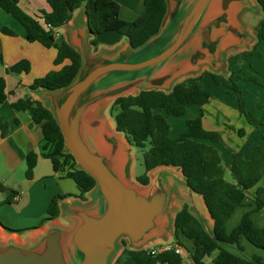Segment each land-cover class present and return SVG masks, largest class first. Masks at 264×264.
<instances>
[{
	"label": "trees",
	"instance_id": "16d2710c",
	"mask_svg": "<svg viewBox=\"0 0 264 264\" xmlns=\"http://www.w3.org/2000/svg\"><path fill=\"white\" fill-rule=\"evenodd\" d=\"M50 11L31 16L18 6V0H0V8L15 18L24 28L29 42H38L46 48L57 51L53 61L60 65L69 61L59 70H51L45 76L37 78L29 89L55 90L69 85L75 78L80 66L81 56L62 37L57 36V29L66 24L72 13L84 5L87 26L93 35L90 45L97 46V36L114 32L125 37L132 48H137L158 33L167 12L165 0H143V10L133 21L119 18L120 0H46ZM261 9L263 18L255 30L256 43L252 49L243 53L252 55L260 42L264 41V0H255ZM13 34L9 30H2ZM29 63L22 60L11 66L8 71L27 72ZM208 75L216 84L223 85L238 93L237 110L253 127L264 126V116L257 118L255 108L245 109L244 100L234 82L235 71L230 70L227 78L204 72L200 76L186 79L173 85L169 92L161 90H141L134 95L119 96L110 106V114L115 123V130L123 134L127 143L142 152L144 171L136 179L142 185L148 183L147 172L160 165L176 167L180 170L187 187L202 197L204 206L212 220L211 228L194 215L184 205L175 215L172 238L181 246L194 264H204L203 259L217 251L212 264H264V257H246L242 253L241 241L253 245L264 252V227H258L252 220V214L264 210V187H257L250 192L263 177L264 144L257 145L248 160L240 152L232 153L229 167L231 181L225 178L220 154L212 145L203 140L217 142V132L206 131L202 127L203 111L201 107L212 98V93L204 89L200 80ZM259 83L256 77H249ZM4 80L0 78V103L4 102ZM199 106L195 118L186 121L185 130L176 138L168 136L167 117L178 118L184 115L186 107ZM16 112H27L31 121L39 125L42 133L40 154L29 151L25 156V177L31 179L39 155L48 159L53 171L61 178L74 182L83 199L84 194L95 186V180L77 164L71 154L64 149L62 133L52 113L41 102L30 97L18 99L10 104ZM16 122V120H15ZM6 125L0 118V135L6 134ZM264 140V132L262 133ZM0 192L7 193L5 203H11L16 194L0 182ZM70 194L55 196L41 223L59 215L58 203ZM239 208L244 212L238 223L227 230V222ZM138 264H184L183 257L173 250H164L151 254L150 249H127L124 255ZM122 258V257H121ZM121 258L116 264L121 263Z\"/></svg>",
	"mask_w": 264,
	"mask_h": 264
},
{
	"label": "crops",
	"instance_id": "0c3cea01",
	"mask_svg": "<svg viewBox=\"0 0 264 264\" xmlns=\"http://www.w3.org/2000/svg\"><path fill=\"white\" fill-rule=\"evenodd\" d=\"M142 1L143 0H120L118 12L119 18L124 21L135 20L143 10V5H141ZM165 2L167 12L161 28L166 31L173 29L176 26L181 19L182 14L188 8L191 0H165ZM18 6L23 12L31 16L39 15L41 12L47 13L50 11V6L46 0H18ZM251 7L260 8L256 1L252 2L250 0L249 3L246 4H243L242 1H234L229 4L225 11H223L220 0H211L203 16L201 26H205L206 23L215 20L223 13L226 14V18L221 25L218 28H213L210 33V42L215 45L214 52L208 50L207 47L201 46V38L196 31L184 46L165 62L162 67L163 70L173 69L175 72L164 86L156 90L164 91L165 88L169 87L173 81L182 74H185L186 76L176 83L200 76L204 72L214 73L224 76L225 78V75L223 74H229L232 68V59H238L239 56L242 57L244 55L243 53L250 51L256 43V35L254 31L252 33H247L248 37H245L244 39L237 37L238 35L236 34L237 32L245 34L243 28L238 29L237 27L238 22H236L235 19L236 14H241L242 20L244 21L245 18H247L246 13L248 12V8ZM261 19H259V21ZM5 29L11 31L13 34L10 35L2 32V30ZM231 32L236 36H231V34H229ZM57 36L62 37L77 51L79 41L84 38L89 44L90 52L92 54H101L107 57L115 56L120 49L128 44V40L125 37L114 32H106L97 36V46L90 45V41L94 37L87 26L84 5L72 13L70 20L66 24L57 29ZM263 42L264 41L260 42L259 45ZM56 54L57 51L55 48H46L38 42H29L26 39V32L23 26L15 18L0 8V78L4 80V92L6 95L5 101L0 103V118L7 127L5 136L1 137L0 135V163L4 165L10 174L19 175V180H22L23 175L24 181L25 179L27 181H32L34 179L45 180L52 178L55 181L64 184L62 187L64 188V193H61L60 195H71L59 201V215L56 218L48 220L45 223H41V219L39 223L19 231L7 229L5 225H3V218L12 221L13 219L15 220V218L9 216V212H21V208L24 207L26 202V193L21 186H24L25 184L22 182L13 185L14 189L11 190L15 191L16 194L12 198L11 203H5V196L8 197V194L5 193V195L3 192H0V246L2 247L13 245L23 249L30 248L51 228L60 229L65 234H68L76 224V220L67 215L66 211L68 209L73 206H78L84 210L92 211L99 205V199L95 194L94 189L85 193L83 199L77 197L79 194L77 188L75 190H67L65 182V179L67 178L59 177V174L53 171L51 162L41 155L37 158L32 178L27 179L25 177V156L29 151H34L40 154L42 133L40 126L35 125L31 121L27 112H16L11 108L10 104L18 99L30 97L35 101L41 102L48 109L46 101L42 96L44 89L31 90L29 89V86L35 79L45 76L51 70H59L62 66L69 63V61L65 60L62 64L55 66L53 61ZM199 55L201 57H198ZM223 55H225V57H221ZM22 60L29 63V69L27 72L21 71L20 73H14L8 71L11 66ZM222 67L226 68L225 71H222ZM199 82L200 84L204 82L206 90H210L212 93H214V90L218 92L220 91V93H229L226 91L227 88L225 86L215 84L208 75H203ZM136 93L137 92H134L132 95ZM113 100L114 99L103 101L89 112L87 116L88 123L90 124L96 121L97 125H89L87 127V133L91 143L99 150H105L107 148L101 137L103 133L116 136L120 147L117 166L118 172L128 185H134L141 189L144 188L145 185L139 183L136 178L142 173L136 175L133 165L129 174H127L125 169V164L127 162L126 149H132V147L127 143L125 138H121L116 130L114 132L106 131L103 123H100V121H98L99 119L96 117L98 109L104 104L111 103ZM198 109L199 106L197 105L187 106L184 115L178 118L185 117L186 124L187 120L193 119L197 116ZM201 109L203 111V129L206 131L217 132L220 136V140L217 142H210L208 140H203V142L212 145L218 150L222 166L228 173L232 161V153L240 152L243 158L248 160L253 149L257 145L264 144V140L262 139L263 130H261V128L260 130L253 129V127L246 122L245 118L237 110V98L234 97L233 100L227 101V99L223 97L212 94V98L208 103L203 105ZM245 109L248 110V107L245 106ZM170 118L172 117H167L168 123ZM111 121L114 123L113 120ZM169 126L168 135L171 138H176L177 135L183 132L186 128V125H184L179 133L172 135V126L170 123ZM45 161L50 162V169ZM166 169L169 172H173L176 176L166 174L165 187L168 192V197L165 208L160 216L162 227L159 232L145 238L142 244H145L146 246H149L150 242H155L157 244L164 242V239L158 235L162 233L168 222L171 226L172 233L175 215L184 205H187L194 215L200 216L205 220V222H207V228H211L212 226V220L209 218L202 197L193 193L187 187L178 168L168 166ZM42 170H44V172H42ZM1 173L2 170L0 167V182L3 181ZM148 180H150L149 177ZM260 181L262 182V180ZM260 181L250 190L251 193H253L258 187L261 183ZM172 190H174V192ZM92 195L96 198L95 204L91 199ZM259 213L264 214V210ZM5 215H8V217H5ZM256 226L261 227L259 225ZM151 238L158 239L150 240ZM167 238H169L170 241H173L171 235ZM146 242H148L147 244L149 245H147ZM216 254L217 251H214L210 257L203 259V263L205 264V260L211 261ZM120 264L138 263L126 259L124 263L121 261Z\"/></svg>",
	"mask_w": 264,
	"mask_h": 264
},
{
	"label": "water",
	"instance_id": "95a60500",
	"mask_svg": "<svg viewBox=\"0 0 264 264\" xmlns=\"http://www.w3.org/2000/svg\"><path fill=\"white\" fill-rule=\"evenodd\" d=\"M210 1L191 0L173 29L160 27L143 45L132 48L128 43L113 57L92 54L87 41H79L81 66L75 78L61 89L44 90L42 96L62 133L65 151L95 180L99 205L92 211L78 206L68 209L67 215L76 220L68 234L51 228L30 248L0 246V264H108L120 237L137 246L160 231L168 197L166 174L176 175L160 165L148 171L150 180L144 188L128 185L117 168L120 147L116 136L103 133L107 148L94 147L87 127L97 122L89 124L87 116L103 101L164 86L175 71L163 70V65L196 31L201 46L213 48V52L211 30L221 25L226 14L201 26ZM220 1L225 11L230 3L240 0Z\"/></svg>",
	"mask_w": 264,
	"mask_h": 264
},
{
	"label": "rangeland",
	"instance_id": "374dc122",
	"mask_svg": "<svg viewBox=\"0 0 264 264\" xmlns=\"http://www.w3.org/2000/svg\"><path fill=\"white\" fill-rule=\"evenodd\" d=\"M240 1H242L243 4H246V3H249L250 0H240ZM251 1L255 2V0H251ZM141 5H143V1ZM246 17L247 18H245V20L243 21L241 14L238 13L235 16L236 22H238V25H237L238 29L243 28V30L245 31L244 32L245 34L243 33L240 34L239 32H237L236 33L238 35L237 37H240L243 39L245 37L246 38L248 37L247 33L249 32L252 33L253 31L255 32L257 25L259 23V19L263 18V14L260 8L251 7V8H248ZM229 34H231V36H236L232 32ZM221 57H225V55ZM231 65H232L231 70L235 71V75H236L235 84L236 85L238 84L241 97L244 100L245 106L248 107V110L255 108V115L257 118L263 117L264 116V42L257 47V50L253 55H243L242 57L239 56L238 59H232ZM222 68L221 70L225 71L226 68L225 67H222ZM229 74L224 73L223 75H225V78H227ZM185 76H186L185 74H182L177 79H175L169 87L164 89V92H169L171 88L173 87V85L176 84L177 81H180ZM251 76L256 77L259 80V83H255L253 80L247 79ZM201 86L204 89H206V85L204 82L201 83ZM226 91H228L229 93L227 94L224 92L220 93V91L218 92L216 90H214V93H212L211 91L210 92L213 95H218L220 97L227 99V101L233 100L234 97L237 98L238 93L235 92L234 90L227 88ZM112 102L109 104L102 105L96 113V117L99 119L98 121H100V123L101 122L103 123L105 130L108 132L115 131V123H112L111 120H113V118L110 114V106ZM185 119H186L185 117L169 119V123L172 126V135H174L175 133H179L180 129H182L183 126L185 125ZM260 128L264 132V126L253 127V129H256V130L257 129L260 130ZM119 135L121 136V138L124 139L123 134L119 133ZM171 139H174V138H171ZM126 150H127L126 151L127 162L125 164V167H126L125 169L127 171V174L130 173L132 169V165L134 166V172L136 175L143 173L144 167L142 164V152L134 149L133 147L132 149L127 148ZM45 162L48 165V168L50 169L51 168L50 162L49 161H45ZM0 167L3 173V174L1 173L2 178H3V181L1 183L6 188L11 190V189H14L13 188L14 184H18L22 182H24L25 184L24 186L23 185L21 186V188L26 193V202L24 204V207L21 208L22 209L21 212L20 211H16V212L10 211L9 212V216H12L13 218H15V220L13 219L12 221H9L3 218V223H4L3 225H5V227L9 230L12 229V230L21 231V229H24L26 227H31L32 225L39 223V221L43 217H45L47 213V208L51 200L55 196L60 195L61 193H64L63 192L64 188H62L64 184L58 181H55L52 178L45 179V180L34 179L32 181H27L25 179L24 181L23 180L24 175H23L22 180H19V175L10 174L9 171L1 163H0ZM42 172H44V170H42ZM225 178L228 181H231L230 174L227 171H225ZM261 180L262 182L260 181L261 183L258 185V187H264V176ZM65 182L67 185L66 187L67 190L70 191V190L76 189V186L72 180L65 179ZM172 191L174 192V190ZM5 198H7V196H5ZM91 199L93 200V203L95 204L96 198L94 197V195L91 196ZM4 208H7V207H4ZM243 212H244V208H239L237 211H235V213L231 216V218L227 222V230L232 229L238 223L239 218ZM5 217H8V215H5ZM197 217H199L204 222L207 228V222H205V220H203L200 216H197ZM252 220L256 225L264 227V214L259 213V212L253 213ZM170 227L171 226L168 222L164 230L162 231V233L158 236L164 239L163 243L175 244L174 241H170L169 238H167L169 235L172 236L173 234V231L171 233ZM154 239H158V238H151L150 240H154ZM147 243L148 242H146V244ZM163 243L157 244L155 242L153 243L150 242V245L147 244L149 246H146L145 244H140V245L135 246V245H132V243L129 241L127 237L122 236L117 240L116 248L111 254L108 264H115L117 260H119L121 257H122L121 258L122 263H124L126 259H129L132 261L130 257L123 256L124 251L127 249H131V250L150 249V248L157 249V248L162 247L161 244ZM241 246L243 249L242 250L243 255H245L248 258L253 257V255L264 257V252L262 250L254 247L253 245L247 243L244 240L241 241ZM205 264H212V263L209 260H205Z\"/></svg>",
	"mask_w": 264,
	"mask_h": 264
},
{
	"label": "built area",
	"instance_id": "2783aa9c",
	"mask_svg": "<svg viewBox=\"0 0 264 264\" xmlns=\"http://www.w3.org/2000/svg\"><path fill=\"white\" fill-rule=\"evenodd\" d=\"M15 199V198H14ZM164 250H173L175 253L181 255L183 257V261H184V264H194L188 257H187V254L185 252V250L177 245V244H163L162 247L160 248H157V249H154V248H150V252L151 254H155L157 252H160V251H164ZM185 256V258H184Z\"/></svg>",
	"mask_w": 264,
	"mask_h": 264
}]
</instances>
